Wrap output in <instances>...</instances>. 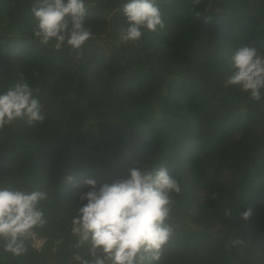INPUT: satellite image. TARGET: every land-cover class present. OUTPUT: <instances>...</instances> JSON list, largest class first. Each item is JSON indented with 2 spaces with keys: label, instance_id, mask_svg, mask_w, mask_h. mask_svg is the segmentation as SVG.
I'll return each mask as SVG.
<instances>
[{
  "label": "trees",
  "instance_id": "obj_1",
  "mask_svg": "<svg viewBox=\"0 0 264 264\" xmlns=\"http://www.w3.org/2000/svg\"><path fill=\"white\" fill-rule=\"evenodd\" d=\"M126 2L85 0L92 38L56 51L32 34L34 0H0V92L23 73L46 116L0 130V187L47 193L38 205L47 223L32 230L41 246L32 234L13 256L0 240V264L91 259L70 230L85 181L161 163L184 191L158 264H264V90L253 101L224 87L238 46L264 54V0H156L165 27L118 43Z\"/></svg>",
  "mask_w": 264,
  "mask_h": 264
},
{
  "label": "clouds",
  "instance_id": "obj_2",
  "mask_svg": "<svg viewBox=\"0 0 264 264\" xmlns=\"http://www.w3.org/2000/svg\"><path fill=\"white\" fill-rule=\"evenodd\" d=\"M200 2L193 0L194 5ZM31 12L37 21L32 30L34 38L42 45L52 44L56 51L65 45L80 50L92 38L84 25L85 0H34ZM121 12L129 26L120 30L118 43L139 42L144 29L155 33L165 27L156 0H127ZM228 64L231 71L224 87H238L249 94V99L260 101L264 54L253 46L240 45ZM39 91L21 73L16 83L0 92V130L17 121H26L28 126L42 124L46 116L37 98ZM85 184L90 190L80 194L70 230L77 239L75 247L89 246L91 259H82L79 254L74 258L80 264H158L176 232L172 217L176 197L184 191L182 178L171 175L166 163L153 168L135 164L126 177L99 186L87 179ZM217 197L218 193H211V199ZM46 198L47 193L40 190L0 187V240L4 251L13 256L27 252L25 241L32 230L47 223L38 207ZM230 214L231 208H226L224 216ZM251 215V208L241 213L245 220ZM232 243L235 246L242 242L237 239Z\"/></svg>",
  "mask_w": 264,
  "mask_h": 264
},
{
  "label": "built area",
  "instance_id": "obj_3",
  "mask_svg": "<svg viewBox=\"0 0 264 264\" xmlns=\"http://www.w3.org/2000/svg\"><path fill=\"white\" fill-rule=\"evenodd\" d=\"M33 236H34L35 240L37 241V245L36 246H41V244H42L44 239L42 237L36 235V233H33Z\"/></svg>",
  "mask_w": 264,
  "mask_h": 264
},
{
  "label": "rangeland",
  "instance_id": "obj_4",
  "mask_svg": "<svg viewBox=\"0 0 264 264\" xmlns=\"http://www.w3.org/2000/svg\"><path fill=\"white\" fill-rule=\"evenodd\" d=\"M33 233H35V232L33 231ZM34 244L37 245V241L36 240H35Z\"/></svg>",
  "mask_w": 264,
  "mask_h": 264
}]
</instances>
